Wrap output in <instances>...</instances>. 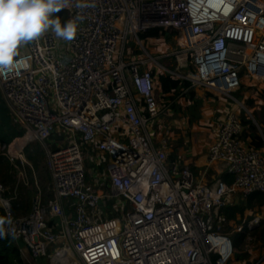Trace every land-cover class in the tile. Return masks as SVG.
<instances>
[{"label": "built area", "instance_id": "2783aa9c", "mask_svg": "<svg viewBox=\"0 0 264 264\" xmlns=\"http://www.w3.org/2000/svg\"><path fill=\"white\" fill-rule=\"evenodd\" d=\"M89 2L94 6L60 11L66 19L84 17L73 41L46 33L19 48L28 70L21 64L0 74V93L24 131L22 138L27 137L16 144L10 161H19L14 168L24 179L28 164L21 151L39 143L53 190L46 205L36 199L27 214L17 216L11 211L14 198H5L0 185V208L4 221H11L3 224L6 234L0 239L11 238L21 259L26 254L49 264H226L233 246L222 234L220 209L235 194L264 197V160L239 139L244 127L238 116L226 113L212 126L200 175L169 162L165 143L156 147L150 129L173 101L169 94L158 103L152 72L188 82L187 90L237 103L232 94L243 77L264 81V1ZM153 28L176 31L173 51L158 58L147 52L138 34ZM128 37L141 55L125 61ZM46 141L57 147L52 150ZM82 152L96 185L85 180ZM213 164L232 180H204ZM103 167V175H97ZM113 197L124 200L128 210L118 202L121 215L111 209L108 217L101 203ZM260 222L263 215L255 214L234 231ZM251 264H264V256Z\"/></svg>", "mask_w": 264, "mask_h": 264}, {"label": "rangeland", "instance_id": "374dc122", "mask_svg": "<svg viewBox=\"0 0 264 264\" xmlns=\"http://www.w3.org/2000/svg\"><path fill=\"white\" fill-rule=\"evenodd\" d=\"M264 1V0H263ZM61 20L66 19V13L64 11L57 13ZM169 30V29H168ZM174 35L176 31H174ZM155 40H149L146 42H142L145 46L147 52L152 55L154 58H158L162 55L164 52L173 51L175 48L174 44V37H172L171 40H166L163 38L162 40L158 42H154ZM162 52V53H161ZM132 55H141L140 50L137 48L136 43L133 41L131 37H128L125 48H124V56L125 61L129 59ZM159 62L163 64H168L170 61L168 59H161L159 58ZM154 72V85H155V96L157 97V101L159 104L163 103L165 100H167L166 97H162L157 89V76L158 73L156 71ZM195 95L197 97H202L205 100V103L203 104L200 112L201 116L200 119L193 123L192 125L188 124L186 118H183L180 113H175L171 109L169 112L164 114L163 116H160L156 119V122L151 126L150 130H154V143L155 146L158 147L160 144V141H163L166 146V153L168 156L175 154L177 156L178 152H181L183 154L187 153L189 149L192 148L193 142L192 140H195V143L197 146L202 147L204 143H207L210 139V132L212 131V127H208V124L217 122L218 119L223 118L226 113H232L238 116V118L241 120V117L247 120H250L253 126L256 128V134L264 140V123L259 124L256 120L257 116L255 113L261 114L263 111V102L258 97V94L262 91H264V81L263 82H257L253 81L250 78H242L241 86L240 88L234 92L232 95L236 99L237 103L231 102L226 98H223L221 96H212L211 98H207L205 96L206 92L202 89H196ZM170 96V95H169ZM210 99V100H209ZM178 104H180L181 107L187 106L188 102L185 99L184 96H180L178 99ZM251 102V103H250ZM218 111V112H215ZM212 112V113H210ZM213 117H215L214 121H212ZM209 131V132H208ZM247 134V131L245 132ZM68 137V140L70 142L73 140L69 134H66ZM62 137V136H61ZM78 140V138L76 137ZM213 140V137H212ZM60 141L63 142L61 139ZM206 141V142H205ZM249 141V140H248ZM247 139L245 140V144L247 145L249 142ZM212 142V141H211ZM51 149H55L57 146L53 145L52 142L46 141L45 142ZM66 141L64 142V145H66ZM251 146V145H250ZM28 147V152L30 155L36 156L38 152H42V158L39 161L40 165L42 167L41 171L36 170L33 167V174L31 172H28V170L24 168V179H21L16 172H13L11 183H6L4 185H1L5 192H8L12 198H14L13 201L17 202L19 201L20 193L25 192H34V194H37L38 189L41 190V186L43 184H46L45 178L46 173H48L47 165H46V158L44 155V152L42 151V147L39 143L36 142H30L24 146V148ZM61 147V146H58ZM253 147V146H252ZM254 148V147H253ZM260 152V155L262 159L264 160V146L262 145L260 149H255ZM84 157V154L82 152V158ZM89 160L86 158H83V166L85 169V173L87 175V183L96 185L97 182H95L94 178L92 177V169L93 167H89ZM43 165V166H42ZM40 171V172H39ZM104 167L102 169H97L96 174H102L103 175ZM42 173V175H41ZM227 176L228 179L232 180L231 176H228L227 174L223 173ZM213 175V172L208 173V178ZM41 177V178H40ZM220 177V176H218ZM42 179L44 180L42 182ZM23 181V182H22ZM49 188V184H48ZM99 191H103L106 193L105 189H102V185H98L96 188ZM46 194H50L49 190H46ZM41 196H43V193L40 192ZM22 195V194H21ZM26 196V195H25ZM239 197V195H234V198ZM47 200H49L47 198ZM108 201H103L102 209L107 211L108 208L106 206V203ZM121 203L124 206V212L128 210V207L124 200L121 198L113 197L111 199L110 205L111 209H113L115 216H120V211L115 208L117 203ZM12 204V202H11ZM103 204L105 206H103ZM30 211V210H29ZM28 211V212H29ZM262 211L264 212V207L261 208H255L251 211H246L243 216V220L245 221L249 220L252 216L255 214H262ZM27 212V213H28ZM111 212V211H110ZM26 213V214H27ZM19 215H25V214H17ZM264 217V215H263ZM242 220V221H243ZM238 225L234 222H229L227 229V235L231 240L232 246H233V254L231 258H229L226 262V264H251L253 262H256L259 260L262 255L264 254V248L260 241H258L257 236L253 235H247L244 240H241L240 233H236L234 230ZM222 234H224L222 232ZM23 262H26L27 264H49L48 260L46 258H40L38 261H31L29 260L28 256L25 254L24 257H22Z\"/></svg>", "mask_w": 264, "mask_h": 264}, {"label": "trees", "instance_id": "16d2710c", "mask_svg": "<svg viewBox=\"0 0 264 264\" xmlns=\"http://www.w3.org/2000/svg\"><path fill=\"white\" fill-rule=\"evenodd\" d=\"M65 12V11H64ZM66 13V12H65ZM174 36V32L172 30H163L160 28H153L147 31L141 32L138 34V38L142 41H147L149 39L156 38H165L166 40H171ZM154 77V72H152ZM189 83L186 81H179L171 78L170 76H166L163 74H158L157 76V89L159 94L162 97L170 94V100L173 101L170 109L175 113H180L183 118H186L188 124L192 125L196 123L201 116V108L204 104V98L197 97L195 92L192 89H188ZM187 90L184 93L185 99L188 101L187 106L184 108L178 104L177 99L180 93L183 90ZM205 96L207 98H211L213 95L211 93H206ZM258 97L263 102L264 107V91L258 94ZM251 103V102H250ZM257 118V122L259 124L264 123V108L261 114L255 113ZM241 123L244 127V131L240 136V140L244 143L245 140L249 142L247 145L252 149H260V147L264 146V140L260 138L256 134V128L253 126L250 120L244 119L241 117ZM247 131V134L245 133ZM264 131V130H263ZM23 129L11 118L9 110L4 102V99L0 93V185H4L6 183L13 182L12 173L15 172L13 164L9 161L6 156L7 146L18 137L23 135ZM264 134V132H263ZM251 145V146H250ZM254 148H253V147ZM28 147L24 148V155L26 159L31 162V164L38 168L39 161L42 158L43 153L40 151L34 155H30L28 152ZM169 162H176L177 157L175 154L168 156ZM91 167V163L88 164ZM193 173H195V168H190ZM220 178L225 182H230L231 180L227 178L226 175L221 174ZM85 180L87 181V175L85 173ZM4 197L8 198L9 195L4 193ZM31 192H26V199L28 204L31 201ZM111 200H108L106 206L109 211L111 208L110 205ZM16 203L12 201L11 211L15 214ZM264 207V197L261 193L254 192L245 197H236L231 203H228L226 206L220 209V215L223 218V233L227 235L225 229L228 226L229 222H234L237 225L244 224L245 219L243 220L244 213L246 211H251L255 208ZM26 214V213H25ZM112 213L108 215V217H112ZM253 214H251V218ZM5 214L4 211L0 208V220H4ZM250 218V219H251ZM249 219V220H250ZM243 220V221H242ZM54 223V222H52ZM257 236L258 241L261 242L264 248V222H260L257 226L253 227L248 231H243L240 233L241 240H244L247 235ZM228 236V235H227ZM22 259L20 257L17 246L11 238H3L0 239V264H21Z\"/></svg>", "mask_w": 264, "mask_h": 264}, {"label": "clouds", "instance_id": "9594fccd", "mask_svg": "<svg viewBox=\"0 0 264 264\" xmlns=\"http://www.w3.org/2000/svg\"><path fill=\"white\" fill-rule=\"evenodd\" d=\"M94 5L89 0H0V74L12 72L18 65L30 68L27 59L19 58V48L39 40L51 32L58 39L73 41L83 16L74 15L61 20L56 15L63 9H87ZM0 220V237L4 236Z\"/></svg>", "mask_w": 264, "mask_h": 264}, {"label": "crops", "instance_id": "0c3cea01", "mask_svg": "<svg viewBox=\"0 0 264 264\" xmlns=\"http://www.w3.org/2000/svg\"><path fill=\"white\" fill-rule=\"evenodd\" d=\"M193 91L195 92V90L193 89ZM207 93V92H206ZM213 95V94H212ZM213 96H216V95H213ZM210 100V99H209ZM188 102V101H187ZM204 103H205V101H204ZM215 112H218V111H215ZM210 113H212V112H210ZM215 117H213V119H212V121H214L215 119H214ZM221 119V118H220ZM220 119H218V120H220ZM217 120V121H218ZM215 124V123H214ZM208 127H212L213 126V123H211V124H208L207 125ZM209 132V131H208ZM212 137H213V134L210 132V140L207 142V143H204V145L202 146V147H199V146H197L196 145V143H195V140H192V142H193V145L194 146H192V148L191 149H189L188 150V152L187 153H185V154H183V153H181V152H178L177 153V161H176V163H178V164H180V165H183V166H186V167H188L189 169L191 168V167H193V168H195V175H200V173L202 172V170L205 168V165H206V163H207V161H206V153H207V149H208V146H209V144L211 143V141H212ZM22 138V136L21 137H18V138H15L8 146H7V151H6V156H7V158L9 159V161H10V154H12V155H15L14 153H13V151H16V152H18V148H12V145H13V143L16 141V140H19V139H21ZM206 142V141H205ZM14 147V146H13ZM43 151V150H42ZM17 155V154H16ZM45 155V154H44ZM21 157L26 161V163L28 164V165H25V170L27 169L28 170V172H31L32 174H33V165L31 164V162H29L27 159H26V157H25V155H24V147H23V149H22V151H21ZM12 164H13V167H14V165L16 164V165H19V161L18 160H14V161H10ZM43 166V165H42ZM24 168H23V171H22V174L24 173ZM35 168V167H34ZM37 171L38 170H40L41 171V169H42V167H41V165H40V162H39V164H38V168H35ZM99 169H102V168H99ZM14 170H15V168H14ZM39 171V172H40ZM220 171V168H219V165L218 164H213V165H210V167L208 168V173L209 172H213V175H211V177L210 178H212V177H217V176H220L221 175V172H219ZM15 172H16V174L18 175V171H16L15 170ZM193 172V171H192ZM41 175H42V173H41ZM102 175V174H101ZM19 176V175H18ZM23 176H24V174H23ZM41 178V177H40ZM210 178H208V174L206 175V177H205V179L204 180H209ZM22 179V178H21ZM46 182V184H43L42 186H41V190H39L38 189V193L37 194H34V192H31V201H30V203L28 204V202H27V199L25 198L26 196V192L25 193H20L19 195H20V199H19V201H17L16 203H18V204H16V210H15V214L14 215H17V214H25V213H27L30 209H31V207H32V204L34 203V201L36 200V199H38V201L41 203V204H43V205H46L50 200H52V198H53V190H52V182H51V179H50V175H49V172L48 173H46V178L44 179ZM43 179H42V182L44 181ZM23 182V181H22ZM48 184H49V188H48ZM49 190V193L50 194H46L47 192H46V190ZM102 189H104V187L102 186ZM40 192H42L43 193V196H41V194H40ZM7 195L9 194L8 192H5ZM22 194V195H21ZM235 195H237V194H235ZM8 198H11V196L9 195V197ZM47 198L49 199V200H47ZM235 198H234V196L232 197V199H231V201H233ZM14 200V199H13ZM12 200V201H13ZM103 206H105L104 204H103ZM110 211H111V209L109 210V211H105L104 210V212L107 214V216L109 215V214H111L110 213ZM69 213V212H68ZM262 215H264V212L262 211ZM263 256H264V254H263Z\"/></svg>", "mask_w": 264, "mask_h": 264}, {"label": "bare ground", "instance_id": "6f19581e", "mask_svg": "<svg viewBox=\"0 0 264 264\" xmlns=\"http://www.w3.org/2000/svg\"><path fill=\"white\" fill-rule=\"evenodd\" d=\"M27 141V137H24V138H21L19 140H16L13 145H12V148H15L16 144H20V145H23L25 142ZM14 146V147H13Z\"/></svg>", "mask_w": 264, "mask_h": 264}]
</instances>
